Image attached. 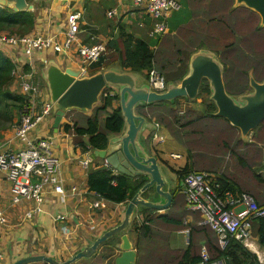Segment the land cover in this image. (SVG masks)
I'll return each instance as SVG.
<instances>
[{
	"label": "crops",
	"instance_id": "obj_1",
	"mask_svg": "<svg viewBox=\"0 0 264 264\" xmlns=\"http://www.w3.org/2000/svg\"><path fill=\"white\" fill-rule=\"evenodd\" d=\"M74 1L77 0H49V4L44 8H41L38 14H36V9H34V5L31 3L33 5L31 10L36 16L32 31L40 32L43 34H57L59 37H61L67 26V15L72 11H79L81 13V16L78 37L83 42H89L88 36L86 40H84V37L86 35H90V33H94L99 39H102L106 42H108L110 39L116 40L115 47L111 48L110 52L114 51L115 49L122 51V34L131 33L135 37L142 38L144 40H147L145 39V36H148L150 40L147 41L149 42L151 48H153L154 50L157 49L159 54H162L165 48L164 45L159 47V39L161 40L162 38H165V36L173 34L175 32V30L171 31L170 29L171 24L168 22V19L170 17H168L166 32L158 36H151L150 31L152 30L154 19L144 10L143 7L136 5L134 0H116V6L107 8V12L111 9H115L116 12L113 16L107 15V18L111 19L116 16L119 17L116 24H113L116 25V29H114L113 31H111L113 28L111 27V23L98 25L91 21L82 19L83 12L80 9H73ZM79 1L83 2L85 0ZM94 1L96 3L99 2V0ZM0 50L3 51L12 60L13 63L19 65L23 71L32 70L35 80L37 81L39 86H43L40 91L41 98H39L38 100L37 110L41 105V99L50 100L48 84L44 76V69L46 66L53 63L59 66V68H61L62 70H65L66 68L80 70L78 56L73 49L68 51L54 52L51 48H49L44 51H34L29 56L22 53L20 46H0ZM108 50L109 49H107L106 54L109 52ZM198 50L210 51L208 49ZM193 53H191V55ZM107 69L119 70L120 72H131L129 69H122L120 65L117 66L114 64L106 69H101L96 72L105 71ZM133 73L135 74L137 86H148V78L146 76L143 77L144 79H141L139 77L140 73ZM87 75L92 74H89L88 71ZM78 76H82V73L80 72ZM19 82L20 79L18 77L13 78L10 89L14 91V88L16 87L18 92L21 93L19 89ZM108 88L112 89L114 93L115 90H117L115 86H108ZM179 98L180 99L178 100V102L183 103L181 105L179 104V112L181 111L180 113L184 111V109L182 108L185 105V101L188 100H194L187 103L190 104V108H188V110L197 112L203 109V104L201 102L202 98L200 100H196V98ZM99 102L100 98L98 103H96L94 106L98 105ZM112 103L114 106L116 104H119L118 99L117 102L113 100ZM92 109L88 111L79 110V112L83 114H89L91 113ZM19 110L20 109H18V106H16L14 103L10 104L7 107H3L2 105H0V145L5 143L6 148H9L11 150H16L21 147V144L14 140V128L20 119ZM70 110H67L62 115L57 127H53L55 113L52 108L49 115L42 119L31 130V134L33 135L37 134L39 136H49L52 139V149L54 154L60 158L61 172L64 179V188L68 194L65 202L59 201L58 194L50 193L47 196L48 198L43 206L42 211L37 212L31 218H27L25 216V211L32 207V202L29 200H21L16 204L13 203L10 200L9 195V181L6 178L5 174L0 172V209L4 211L7 217V222L3 225H0V248L4 254V258L0 262V264H8L21 257L33 254H44L47 256H51L56 261H65L72 257L79 250L90 245L97 236L101 235L109 228H112L116 224L120 223L123 217V212L127 200L120 203H113L111 201L99 198L96 194H94V192L88 190L86 182L88 170L92 167H95V165L97 164L98 166H103V158L91 155L89 153L90 151L88 150L87 145H81V142L79 139H77L76 135H73L72 133L64 129V124H69L71 122L68 118V112L70 114ZM108 110H110V107L108 108ZM73 113H77V111ZM137 113L143 115L141 111ZM145 118L146 122L152 123L153 126H146L139 133V143L144 148L147 155L156 157L160 170L162 166H165L174 175L176 184H171V186L173 185L174 190L177 194L174 198L175 204L169 206L168 208H176L174 213L175 215L183 216V225L175 228L172 231L173 233L175 232L176 235L175 233L174 236L170 235L167 243L168 248H163L159 252H157L155 249H152L150 250V254L148 252L143 254L139 251V247H141V244L137 247V235L133 229V224L140 226L144 222H146L144 219L145 213L140 211L141 206L135 209L131 216L130 223L124 230V232L128 235L133 247L136 248L138 252L137 264H142L141 259L142 262L153 261L154 263L160 262L162 264H174L178 260L175 256L187 247L191 249V253L198 255L201 251V247L205 246L210 255L208 244L205 237L203 236L201 227L204 226L209 231L211 230L207 226L201 224V214L199 211L188 210L186 208L185 198L182 191L183 188L181 185V178L176 172L177 170L182 169L188 163L185 155H183L186 153L185 149L181 147L182 152L171 151L166 154V152L164 151L166 145L160 143L165 141V137L160 133L162 131L159 132L160 129L162 130L166 127L163 128L164 126L162 125V127L160 125L155 130V121L147 119V117ZM124 131L125 123L124 128L120 133H113L109 135L108 144L106 147L109 146L108 148L111 150L116 148L117 141L120 139V136ZM155 131L158 134L162 135L161 140L154 137ZM151 133L152 137L148 139ZM84 137L86 138V136ZM85 140L86 139H83V143L85 142ZM257 145L260 148H263L264 146V144L262 143H257ZM176 154L178 155V157L173 156ZM261 154L262 151L259 152L257 156L261 157ZM85 156H89L92 160L87 167L82 166L79 162V158L82 157L83 159V157ZM232 168L234 167H229L230 173H232ZM112 171L114 174H117L115 170ZM262 172L264 171L258 170L256 173L259 175ZM219 174L221 173H216L217 176H219ZM224 174L228 177H231L235 182L239 184H241L242 182V184L249 189H252V185H256L258 183L262 184L261 182H257V179H253L250 181L252 184L250 185L246 180H241L243 179L241 177H236L227 173ZM72 186L77 187V191L75 193H70V188ZM253 196L256 197L259 201L264 202V194H257L254 191ZM94 202H99V204L95 206L93 205ZM160 211L157 212L156 216L167 214L163 211ZM62 213L67 215V219L65 221L56 220L55 216ZM89 224H95L96 229H89ZM148 224H150V227L153 226L152 223ZM252 233H254L253 243L254 241L257 242V236L255 234L254 228H252ZM182 239L183 246L169 243V240L180 243ZM215 239L214 241H216ZM108 240H110L108 241V245L103 246L102 244H100L92 255L88 257H81L70 264H111L109 258L106 257L105 254L110 252L111 248H114L113 258H115V256L120 251L118 250V246L121 240L119 239V235L113 236ZM256 245L257 246H255L254 244H250V250L255 254V251H257L259 256L261 258H264V246H261L258 242L256 243ZM28 264L50 263L46 261H37Z\"/></svg>",
	"mask_w": 264,
	"mask_h": 264
},
{
	"label": "trees",
	"instance_id": "obj_2",
	"mask_svg": "<svg viewBox=\"0 0 264 264\" xmlns=\"http://www.w3.org/2000/svg\"><path fill=\"white\" fill-rule=\"evenodd\" d=\"M186 7L189 15L184 20L173 23L170 26L171 31L175 30V32L165 36V38L167 37L166 39H159V47L162 45L165 46L162 54H159L157 49L154 50L151 48L147 40L137 38L131 33H123L122 51L115 49L110 52L111 48L115 47L116 43V40L110 39L106 42L109 52L89 65L87 69L89 74H93L101 69H106L114 64L117 66L120 65L122 69H129L131 72L141 73L148 78L149 70L154 68L164 77L167 84H179L181 79L188 73V63L191 53L198 49H208L216 54L217 59L223 66V81L226 92L232 96L250 92L252 88L249 85V74H252L256 81H262L264 78V25L255 23L253 30L246 37L236 33L233 27L236 26L237 21L242 23L244 20L241 15L243 10H249L246 13V22L247 26L251 27L254 22L252 9L250 10V8L248 9V7L246 8V6L243 5L234 6L233 0H186ZM35 19L36 16L32 10L13 11L9 6H0V32H8L9 34L17 35L29 33L34 27ZM193 20L197 21L200 25H195L190 35L192 37L200 34L202 35L201 26H211L215 31L214 44L203 42L199 47H192L191 49L185 47L184 44L188 45L191 41L187 40L186 36H184L183 39L180 37L185 34L186 30L184 34L179 35L178 29L182 25L190 26ZM203 31H205V29ZM13 67L14 63L12 60L0 50V105L7 107L14 103L21 112L24 106L25 96L23 93L14 92L10 89L13 81V76L11 75ZM108 89L110 88L106 87L103 91ZM210 93L209 82L204 78L200 83L197 96L202 98L201 102L203 104V109L200 113L189 110L183 114H179L180 108L178 100L180 98H176L173 101L165 100L144 103L136 107V112L141 111L147 119L157 123H159L157 121L159 120L170 129L171 134L183 144L187 142L186 134H184L186 130L183 131L185 127L191 126L196 122L199 123L202 120L205 122L208 120L221 121L219 125L222 130L229 131L231 128H237L231 125L225 118L214 115L216 106L209 98ZM183 98L187 99L186 97ZM117 99V94L112 96H104L101 94L99 104L93 107L91 113L83 114L79 112V110H70V114L68 112V118L71 122L69 124H64V129L76 135L81 145L85 144L89 149H105L108 144L109 135L120 133L124 128V118L121 114L119 104L114 106L112 103L113 100L117 102ZM109 107L110 110H108ZM153 108L160 109V111L156 113V115L151 114ZM75 111H77V113H73ZM205 122L201 124L204 125ZM174 126L175 128L172 130ZM263 130L264 120L252 130L253 133H257L254 135H259L263 141H257L252 137L254 140H251V143H256V145L257 143L264 144ZM205 133L206 131L196 130V132L192 134L190 146L192 159L189 165L187 163L182 169L176 171L180 178L189 170H206L216 174V172L211 171L207 162L203 159H198V155H200L198 152H202V150L197 135ZM220 134L223 133L221 132ZM84 136H86V138ZM151 137L152 133L149 135L148 139ZM83 139H86L84 143ZM210 139L211 137L209 136V142ZM221 141L223 146L228 147L227 140L223 139ZM242 147L248 148V145L245 144ZM209 150L210 149H208V151ZM237 153L239 152H236V154ZM232 154H235L234 151ZM237 158L243 166L249 167L243 158L239 156ZM218 179L223 187L231 191H245L249 192L252 196L254 195V191L257 194H264V175H262V173L259 175L255 173L252 179L246 180L250 185H252L250 181L253 179H257V182L262 183L252 185V189L245 187L242 182L241 184L235 182L231 177L223 173L219 174ZM146 181V176L134 177L125 174H114L112 169L104 164L103 166H98L97 164L95 167L89 169L86 179L89 191L94 192L99 198L113 203L130 200ZM176 194V191L173 190V198L170 206L175 204L174 198ZM142 195L144 197L148 196L146 191ZM254 198L258 205H264V202L259 201L256 197ZM172 210L175 211L176 208ZM140 211L145 213L144 219L146 222L140 226L135 224L133 228L137 235V247L140 245L142 238H149L151 236L150 238L155 241L157 238L160 240L159 243H156V246L150 247L151 250L155 249L159 252L163 248H168L167 238L170 233L169 228L173 227L175 229L182 226L183 216H170L168 214L158 215L156 219L161 220L167 227L158 224V228L163 230L164 233L154 231L152 234V229L148 223L154 221L150 214L153 209L140 207ZM253 228L257 236V242L261 246H264V218L255 219L253 221ZM201 231H203V236L208 244L212 259H221L225 264H264L258 260L254 252L245 247L241 242L231 239L228 244L221 249L217 243V237L214 231L211 230V232L204 226L201 227ZM214 239L216 241H214ZM108 241L110 240L104 241L102 245H108ZM141 253L145 254L147 252ZM105 256L108 257L110 263L113 264L114 248H111V251L106 253ZM175 257L178 260L174 264H192L199 260V254L195 255L191 253V249L188 247ZM141 263L162 264L160 262L154 263L153 261L142 262V259Z\"/></svg>",
	"mask_w": 264,
	"mask_h": 264
},
{
	"label": "built area",
	"instance_id": "obj_3",
	"mask_svg": "<svg viewBox=\"0 0 264 264\" xmlns=\"http://www.w3.org/2000/svg\"><path fill=\"white\" fill-rule=\"evenodd\" d=\"M135 4L154 19L151 36H158L167 30V18L179 10V0H134ZM115 9L108 10L107 15L113 16ZM79 11H72L67 15V26L61 37L57 34H43L31 31L23 35L0 32V46H20L24 55H31L34 51H44L51 48L54 52L73 49L78 56L80 70L87 75V67L106 54V41L99 39L96 34L90 33L89 42H83L78 37L80 30ZM13 78L20 79L19 89L25 96L24 106L20 112V119L14 128V140L21 144L16 150L6 148L5 143L0 145V172L5 174L9 181V195L13 203L29 200L32 207L25 211L27 218L33 217L42 211L50 193L58 194L60 202H65L67 192L64 188V179L61 172L60 158L54 154L52 139L49 136L31 134V130L42 119L49 115L53 103L49 99H41L37 110V103L41 98L38 83L32 70L23 71L14 63L11 71ZM148 86L151 90L161 92L168 84L164 77L154 68L148 73ZM104 96L114 95L112 89L102 91ZM155 130L160 126L155 122ZM154 137L161 140L162 135L154 132ZM5 146V147H4ZM88 147V146H87ZM91 155L93 150L89 149ZM178 157V155H173ZM92 160L89 156L79 158L82 166H88ZM103 164L108 166L105 159ZM182 191L185 205L188 210H196L201 214V224L209 227L217 237V243L223 249L233 239L241 242L250 249L253 243V221L264 218V205H258L255 198L245 191H231L223 187L218 176L208 171L189 170L181 177ZM77 191L76 186L70 188V193ZM99 202H94L97 206ZM56 220L65 221L66 214H57ZM7 222V217L0 209V225ZM89 229H96L95 224H89ZM256 252L261 263V258ZM4 254L0 248V262ZM192 264H225L221 259H212L205 246L201 247L199 260Z\"/></svg>",
	"mask_w": 264,
	"mask_h": 264
},
{
	"label": "water",
	"instance_id": "obj_4",
	"mask_svg": "<svg viewBox=\"0 0 264 264\" xmlns=\"http://www.w3.org/2000/svg\"><path fill=\"white\" fill-rule=\"evenodd\" d=\"M9 6L13 11L31 10L28 0H0V6ZM244 5L260 16V24L264 25V0H234V6ZM78 69L66 68L51 63L45 67L44 73L48 84L49 98L53 103L55 118L53 127H57L62 115L70 109L88 111L98 103L102 91L108 86H115V94L121 114L124 118L125 131L117 141L114 149H95L93 155L106 160L108 166L119 174L128 176H146L147 181L137 190L130 200L126 201L120 223L97 236L93 242L79 250L65 261H56L51 256L33 254L21 257L8 264H28L46 261L50 264H70L81 257L92 255L98 246L109 238L119 235L121 240L119 253L114 264H137L138 252L133 247L124 230L128 227L135 209L144 207L156 211L167 209L172 202L171 184L166 182L155 156L146 154L140 145L138 136L146 126V118L136 112V107L144 103L173 101L179 97L195 99L202 79H207L210 87L209 98L214 102V115L225 118L237 127L242 136L256 128L264 120V78L256 81L249 76L252 90L234 97L226 92L223 81V66L213 52L198 50L189 59V71L179 84L169 83L166 90L157 92L149 86H137L133 72H120L107 69L92 75L78 76ZM117 91V92H116ZM171 189V190H170ZM147 192V197L142 194Z\"/></svg>",
	"mask_w": 264,
	"mask_h": 264
},
{
	"label": "rangeland",
	"instance_id": "obj_5",
	"mask_svg": "<svg viewBox=\"0 0 264 264\" xmlns=\"http://www.w3.org/2000/svg\"><path fill=\"white\" fill-rule=\"evenodd\" d=\"M49 0H30V3H32L34 5V9H36V14H38L39 10L41 8H44L46 5L49 4L48 2ZM180 2V0H179ZM116 0H99L98 3H96L94 0H85L83 2L77 0L74 1L73 4V9H80L83 13H82V19L91 21L95 24L101 25V24H105V23H111L113 27L111 31H113L114 29H116V24L117 20L119 19V17H113L111 19L107 18V8L109 7H113L116 6ZM233 4H234V0H233ZM244 6V5H243ZM186 0H181V7L179 10H176L172 13V15L170 14L168 17H170L168 19V22L172 25L173 23L179 22L184 20L188 15V11L186 10ZM247 8V7H246ZM249 9V8H248ZM251 10V9H250ZM249 10H243L241 12L242 18H244V20L242 21V23L237 21V24L235 27H233V30L242 35V36H247L252 30H253V26L255 25V23L260 24V16L254 12L253 10V14H254V22L251 25V27L247 26V16L246 13ZM117 15V14H116ZM194 17V16H193ZM195 25H200L197 21L193 20L192 23L189 25H182L181 27H179L178 29V34L182 35L184 34L185 30V34L182 37V39L184 38V36H186L187 40H190L191 42L187 45L184 44L185 47L191 49L192 47H199L201 43L203 42H210L211 44H214V40H215V31L214 28L211 26H201V32L202 35H198L195 37H192L190 35V32L192 30H194V26ZM261 25V24H260ZM205 29V31H203ZM207 35V36H206ZM87 36L89 38V35H86L84 38V40L87 39ZM232 38V37H230ZM145 39L150 40V38L148 36H145ZM211 51V50H210ZM214 53V52H213ZM106 55V54H105ZM215 57L217 58L216 54H214ZM218 60V59H217ZM252 74H249V76ZM139 77L141 79H144L143 77H145L143 74H139ZM39 90L41 91L43 86H39ZM16 88V87H15ZM14 91L18 92L17 88ZM238 95L234 96L237 97ZM201 98H196V100H200ZM194 100H191V102ZM189 101H185V105L182 109H184V111H182V113L179 112V114H183L186 111H189L188 108H190V104ZM180 105L183 103H179ZM187 109V110H185ZM160 111V109L157 108H153V110L151 111V114H155L158 113ZM198 113L201 112L197 111ZM160 125L162 126L163 124L157 120ZM205 121H200L199 123L196 122L194 124H192L191 126L185 127V129L183 131H185L184 134H186V139L187 142H185V144L181 143L180 141H178L173 135H171L170 133V129H168L165 125H163L162 127L165 129H160V132L164 137H165V141L164 142H160L163 145H166L165 147V152L166 154H168L171 151H175V152H182V148L185 149V158L188 160V165L191 162L192 159V154H191V137L192 134L196 132V130H202V131H206L205 134H200L197 135V137L200 140V144H201V150L202 152H198L200 155H198V159H203L205 162H207L209 164V168H211V171L218 173H227V174H231L233 176L236 177H241L243 179L241 180H250L254 177V174L258 171V170H263L264 171V146L263 148H260L258 145H256V143H251V140H262V138L254 134L257 133H253V131H250L249 133H247L245 136L241 135V132L238 128H231L229 131L227 130H222L221 126L219 125L221 123V121H215V120H208L205 122L204 125H202L201 123H203ZM175 128V126L172 128V130ZM196 129V130H195ZM264 131V130H263ZM170 132V133H169ZM223 134H220V133ZM211 137L210 142L208 141V137ZM256 136V137H255ZM252 137H254V139H252ZM264 138V137H263ZM227 140L228 142V147L223 146L221 143V140ZM247 144L248 148H243L242 146ZM203 145V148H202ZM241 145V146H240ZM188 148V150H187ZM208 149H210L208 151ZM234 151V155L232 154V152ZM262 151V156L258 157L257 153ZM236 152H239L236 154ZM241 157L243 158L246 163L248 164L249 167H245L243 166L239 161L237 157ZM234 167L232 168V173L229 172V167ZM192 168V167H191ZM216 170V171H215ZM223 171V172H221ZM161 173L163 175V177L165 178L166 182H168L169 184H176V180L174 178V175L169 171V169L165 166L161 167ZM213 173V172H210ZM264 173V172H262ZM264 175V174H262ZM186 206V205H185ZM187 208V207H186ZM173 208H168L165 210H162L163 212L167 213L170 216H177L175 215L174 211L172 210ZM160 211V212H162ZM159 211H156L153 209L151 216L153 217L154 221L152 222L153 226L151 227L152 229V234L154 231L156 232H160V233H164L163 230L158 228V224L164 225L167 227V225L165 223H163L161 220L156 219V214ZM133 226L135 227V224H133ZM133 227V228H134ZM170 233L168 235L167 238V243H168V239L170 238V235L174 236V233L172 232L174 230L173 227L169 228ZM151 234V235H152ZM176 235V233H175ZM181 236V235H179ZM151 237V236H150ZM142 238L140 241L141 247H139V251L140 252H148L150 254V247L152 246H156V243H159L160 240L159 238L156 239V241L152 238ZM252 239L254 237V233H252L251 235ZM254 240V239H253ZM169 243L171 244H175L178 246H183V239L180 241V243L176 242V241H170ZM256 241H254V245H256ZM148 246V247H147ZM258 258V257H257Z\"/></svg>",
	"mask_w": 264,
	"mask_h": 264
},
{
	"label": "flooded vegetation",
	"instance_id": "obj_6",
	"mask_svg": "<svg viewBox=\"0 0 264 264\" xmlns=\"http://www.w3.org/2000/svg\"><path fill=\"white\" fill-rule=\"evenodd\" d=\"M172 187H173V185H172ZM172 187H171V189L173 190V188H172ZM171 189H170V190H171Z\"/></svg>",
	"mask_w": 264,
	"mask_h": 264
},
{
	"label": "clouds",
	"instance_id": "obj_7",
	"mask_svg": "<svg viewBox=\"0 0 264 264\" xmlns=\"http://www.w3.org/2000/svg\"><path fill=\"white\" fill-rule=\"evenodd\" d=\"M113 170V169H112ZM117 173V172H116ZM117 174H119V173H117Z\"/></svg>",
	"mask_w": 264,
	"mask_h": 264
}]
</instances>
